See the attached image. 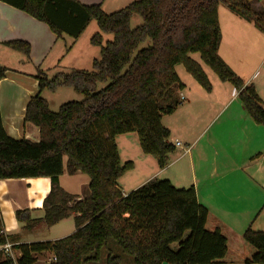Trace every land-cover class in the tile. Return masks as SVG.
<instances>
[{
	"label": "trees",
	"instance_id": "obj_1",
	"mask_svg": "<svg viewBox=\"0 0 264 264\" xmlns=\"http://www.w3.org/2000/svg\"><path fill=\"white\" fill-rule=\"evenodd\" d=\"M1 1L47 23L59 38L68 35L77 40L95 20L100 31L91 43L100 46L101 58L94 59L93 71L36 75L40 92L30 99L25 120L39 128V141L9 136L0 109V179L51 180L43 200L44 216L28 219L23 228L51 227L72 216L76 227L74 233L54 241L16 243L17 236L6 233L0 213V246L10 242L20 252L16 260L6 254L0 264H35L36 255L44 251L54 255L53 264H122L123 257L109 250L110 240L134 264L222 261L228 239L219 228H206L209 211L199 203L194 186L177 188L169 179L153 178L130 193L123 192L119 180L134 168V162H122L116 138L136 132L142 151L155 157L161 169L169 165L177 148L162 119L181 103L184 84L176 66L183 65L206 91L213 88L202 64L191 57L194 53L221 81L239 91L249 115L264 126V102L255 85H246L219 53V6L225 4L262 32L264 9L254 11L247 0H136L107 13L101 4L79 0ZM135 14L143 23L133 29ZM104 34H112L113 40L103 44ZM146 40L151 44L138 50ZM6 45L30 55L26 41ZM6 71L0 64V79ZM99 83L106 85L98 89ZM60 87H71L85 99L63 103L54 112L41 92H56ZM65 172L89 176L87 197L79 199L61 186ZM27 213L19 210L17 218L22 220ZM243 238L255 250L245 264H264V232L249 227ZM173 243H178L176 250L171 248Z\"/></svg>",
	"mask_w": 264,
	"mask_h": 264
},
{
	"label": "crops",
	"instance_id": "obj_2",
	"mask_svg": "<svg viewBox=\"0 0 264 264\" xmlns=\"http://www.w3.org/2000/svg\"><path fill=\"white\" fill-rule=\"evenodd\" d=\"M79 1L86 5L101 4L105 12L111 13L136 0ZM259 1L253 0L254 5L261 7ZM219 18L221 57L246 85H255L264 102V32L254 22L245 20L231 9L222 12L219 7ZM82 35L68 48L62 42L64 36L57 37L47 23L0 0V64L7 68L0 79V109L4 129L9 136L39 141V128L25 120L30 99L40 92L36 75L40 72L52 77L59 72H68L69 68L73 70L75 67L71 66H76L78 62L93 64L101 50L100 46L91 43L92 37L90 46L79 50L76 54L79 57L67 62L66 57L77 49ZM13 40L28 42L30 55L9 48L6 42ZM182 73L187 81L183 82L179 74L184 84L180 97L187 101L181 102L175 110L180 114L181 127H166L171 132L170 142L175 144L182 137L189 138L191 143L185 142L189 149L179 154L183 148L176 147L177 152L163 169L156 168L148 158L140 155V162L132 160L134 168L129 171L133 173L132 181L122 183L125 174L119 180V186L127 194L160 175H164L177 188L194 186L199 203L209 211L206 228L210 231L219 228L228 239L227 255L213 264H245L255 250L244 240L243 233L249 227L264 232V126L249 115L239 98V91L231 83L223 82L219 77L211 78L213 88L208 92L188 72ZM43 93L44 90L42 96ZM45 99L51 107L49 99ZM121 136L125 137L127 143L132 139L127 134ZM116 139L122 162L131 160L127 159L131 158L129 154L123 158ZM149 166L151 170H148ZM68 176L71 180L67 187L64 179ZM84 177L85 174L81 172L74 175L65 172L60 177V184L69 193L83 199L90 193L89 182ZM72 184H76L77 190L82 184L81 193L79 190L73 191ZM50 188L49 177L0 179L3 226L7 234L17 236L16 243L54 241L75 232L73 216L63 220H71L74 225L62 237L50 238L47 235V231L51 232L60 222L51 227L41 225L35 230L23 228L28 219L44 216L43 200ZM19 210H28L22 220L17 218ZM61 230L58 228L55 231ZM2 248L0 246V261L7 254ZM14 252L16 254L17 250ZM53 263L54 255L50 251L36 255L35 264Z\"/></svg>",
	"mask_w": 264,
	"mask_h": 264
},
{
	"label": "rangeland",
	"instance_id": "obj_3",
	"mask_svg": "<svg viewBox=\"0 0 264 264\" xmlns=\"http://www.w3.org/2000/svg\"><path fill=\"white\" fill-rule=\"evenodd\" d=\"M250 4H253V10L258 12V11H262L264 9V0H260L259 3L262 5L261 7H258V6H255L254 5V2L253 0H247ZM220 9L221 11H229V8L221 3L220 4ZM143 23V20H142V17L139 15V14H135L132 18V21H131V27L134 29L138 26H140L141 24ZM100 31V28L97 24V22L94 20L92 22V24L90 25V27L87 29V31L84 33V35H82L81 39L79 40V45L77 47V49H75V51H73L72 53H70L66 59H67V62L69 60H72L73 58H78L79 56H76L77 53H79V50H85L86 46H90V37H92L95 33L99 32ZM113 40V35L112 34H106L105 37H104V40H103V44H105L107 41H112ZM73 38H71L70 36L68 35H65L64 36V39H62V42L65 46H67L68 48L71 47L72 43H73ZM151 44V41L150 40H146L145 42L141 43L139 45V48L138 50H141L147 46H149ZM100 48V47H99ZM89 57V56H88ZM86 57V58H88ZM191 57L198 61L199 63L202 64L205 72L207 73V75H209V79L211 81V78L214 79V78H218L217 74L208 66L206 65L201 57H200V54L199 53H194V54H191ZM101 58V54H99L95 59H100ZM73 63V62H72ZM74 65V64H72ZM71 67H75L74 69H82V70H86V71H93V64L91 63H88V64H83L82 62H78L76 66H71ZM71 68H69V71ZM73 69V68H72ZM178 75L180 74V77L182 79L183 82L186 83V79L183 77V72H187L185 71V67L183 65H179L178 67ZM68 71V72H69ZM188 74V73H187ZM190 80H193L194 82V79H192V77H189ZM221 82V81H220ZM198 84V83H196ZM106 84H103V83H99L98 84V89H102ZM43 98H47L49 99L50 101V104H51V107L50 109L54 112L58 111L60 106L63 104V103H66V102H71V101H77V102H80L82 100L85 99V96L77 91H75L73 88L71 87H60L58 89L57 92H52V91H49L47 89L44 90V93H43ZM181 99V102H186L187 100H185L183 97H180ZM163 125L165 126H172V127H178V129L181 127V117H180V114H178L176 111L171 113V114H168V115H165L163 116ZM127 136H130L132 139H130V141L127 143V141L124 139L125 135L124 136H119L117 137L118 138V142L120 144V147L122 149V154H123V158H126V154H129L131 156V158H127V159H131L133 161H137V162H140L141 161V158H140V155L142 156H145V158H148V160H150L152 163H153V166H155L156 168H160L158 166V163H157V160L155 157H153L152 155H148V154H145L141 147H140V144H139V140H138V136H137V133L136 132H130V133H126ZM123 139L125 142H123ZM181 143L183 146H179L178 148H183L182 149V152H180L179 154H182L183 153V150L185 148H188V146H185V142H189L191 143V140L189 138H186V137H182L180 139ZM125 162V161H124ZM148 170H151V166L148 167ZM132 176H133V173L129 172L126 173L125 177L122 178V183H129L132 181ZM165 176L164 175H160L158 176V179H165L164 178ZM86 180L89 182V176L85 174V177ZM71 180V177L68 176L64 179V185L68 187V183L70 182ZM83 184V183H82ZM81 185H79L78 187V190L80 191L81 193ZM72 189L73 191H78L77 188H76V184H72ZM70 222V223H69ZM64 224H66L65 226L66 227H61L63 226ZM73 222L70 220V221H63L62 223L60 222L59 225L55 226L52 228V231L49 232L47 231V235L48 237L50 238H57V237H62L64 235H66V233H68L69 231V228L72 227ZM58 228H61L62 230L61 231H55L56 229L58 230ZM70 235V234H69ZM66 237V236H65ZM108 248L109 250H111L114 254H118V255H121L123 257V261H122V264H134L133 262V259L130 257V256H127L125 254L122 253L120 247L112 240L109 241V245H108ZM171 248L173 250H176L178 248V243H173L171 245ZM104 254V257L107 256V251L104 250L103 252ZM99 264H105V262H101Z\"/></svg>",
	"mask_w": 264,
	"mask_h": 264
},
{
	"label": "built area",
	"instance_id": "obj_4",
	"mask_svg": "<svg viewBox=\"0 0 264 264\" xmlns=\"http://www.w3.org/2000/svg\"><path fill=\"white\" fill-rule=\"evenodd\" d=\"M175 146H176V147H179V146H183V145H182V143H181L180 141H176V142H175ZM188 149H189V148H185L184 150L187 151ZM12 246H13L12 243L7 242V243L3 246L2 249H4V251H5L8 255H10L14 260H16V259H17V256H16V254H15V252H14ZM55 260H56V258L54 257V261H55Z\"/></svg>",
	"mask_w": 264,
	"mask_h": 264
},
{
	"label": "water",
	"instance_id": "obj_5",
	"mask_svg": "<svg viewBox=\"0 0 264 264\" xmlns=\"http://www.w3.org/2000/svg\"><path fill=\"white\" fill-rule=\"evenodd\" d=\"M16 254H17V257L20 256V252H19V250H17ZM163 264H170V263H168V262L165 261V262H163Z\"/></svg>",
	"mask_w": 264,
	"mask_h": 264
}]
</instances>
